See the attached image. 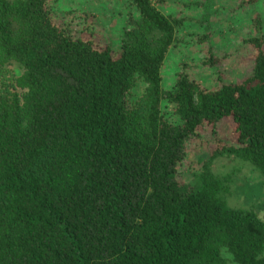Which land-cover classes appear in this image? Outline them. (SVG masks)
<instances>
[{"label":"trees","instance_id":"1","mask_svg":"<svg viewBox=\"0 0 264 264\" xmlns=\"http://www.w3.org/2000/svg\"><path fill=\"white\" fill-rule=\"evenodd\" d=\"M61 1L0 0V264H264L258 214L229 206L208 166L197 186L179 174L189 143L226 118L238 145L218 153L264 180L260 19L244 38L245 76L225 80L208 46L214 84L180 63L166 87L183 16L162 0H122L120 34L101 44L93 14L58 16Z\"/></svg>","mask_w":264,"mask_h":264},{"label":"rangeland","instance_id":"2","mask_svg":"<svg viewBox=\"0 0 264 264\" xmlns=\"http://www.w3.org/2000/svg\"><path fill=\"white\" fill-rule=\"evenodd\" d=\"M122 4V0H62L57 12L61 16L65 9L79 7L93 14L96 24L93 26L96 30L97 27L101 29L102 38L99 41L103 44L105 40L115 39L120 34V23L128 15L121 16L120 23V18L112 17L116 16ZM161 4L170 12L184 17L183 28L177 32V43L170 48L163 64L162 76L166 87L173 82V71L180 63L189 64L191 72L202 84H214V70L201 65L208 46L220 59L221 74L225 80L245 76L254 52L244 38L258 33L255 31L256 19H260V33L264 36V0L242 7L235 0H162ZM94 28L92 31L95 34ZM204 34L209 35L207 44L198 40ZM9 70L16 77L21 74L15 65L9 66ZM142 91L143 85L138 83L134 89L135 97ZM209 130L203 128L199 137L189 143L186 158L179 166L181 180L197 186L201 181L200 175L207 172L203 167L208 166L214 176L225 180L227 188L222 197L229 206L254 210L264 221L263 178L249 163L218 153L229 143L238 145L233 139V121L223 119L216 129V135ZM224 256L231 258L229 254Z\"/></svg>","mask_w":264,"mask_h":264}]
</instances>
